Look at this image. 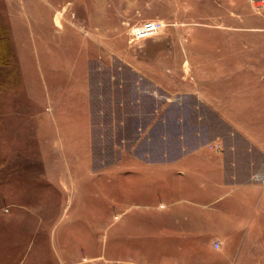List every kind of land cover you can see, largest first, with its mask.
<instances>
[{
  "label": "rangeland",
  "instance_id": "1",
  "mask_svg": "<svg viewBox=\"0 0 264 264\" xmlns=\"http://www.w3.org/2000/svg\"><path fill=\"white\" fill-rule=\"evenodd\" d=\"M147 20L163 26L136 38L134 28ZM55 104H83L91 124L96 159L87 170L74 167L77 195L52 187L36 142ZM244 141L264 145V0H0V209L16 204L37 214L32 220L18 209V222L0 223V258L2 236L16 227V264H109L110 254L116 264H236L249 228L234 237L212 211L209 244L189 230L169 237L173 228L158 225L154 211L169 207L172 184L157 193L155 176H173L181 187L186 178L214 189L227 184L212 204L229 210L243 197L238 174L253 170L250 182L264 184V147L254 148L247 169ZM203 149L209 153L192 157ZM116 166L134 178L132 192L127 184L112 196L127 208L122 214H110L107 199ZM88 171L100 175L99 185L87 184ZM189 205L178 202L185 212L176 218L187 219ZM124 218L132 219L125 251L109 239ZM220 236L227 256L217 249Z\"/></svg>",
  "mask_w": 264,
  "mask_h": 264
},
{
  "label": "crops",
  "instance_id": "2",
  "mask_svg": "<svg viewBox=\"0 0 264 264\" xmlns=\"http://www.w3.org/2000/svg\"><path fill=\"white\" fill-rule=\"evenodd\" d=\"M109 27V25H108ZM83 29V26H82ZM110 29V27H109ZM85 30V29H84ZM84 49V46H83ZM82 64V63H81ZM80 82H85L86 79L83 78H76ZM84 79V80H83ZM50 103H55L57 100L53 97H49L48 100ZM51 110V116L45 118V121H47L46 124H43V126L40 128L39 132H44V134H39L38 137L39 139L36 140V142H40V145L45 148L43 155L41 156L42 162L45 163L46 168L48 167L46 177L50 181V184L52 187H55L59 189V192L61 191V194L63 195H77V185L76 179L74 176V170L75 166L77 168L86 169L89 168L90 164H92L96 157L92 154V148H93V140H92V135H91V124L89 122L84 121V106L82 104V107L80 108H67V107H62L59 105L55 106H50ZM76 112H82L78 113L76 115V119L73 118V113ZM80 116V117H79ZM81 120V121H80ZM35 127V126H34ZM34 130V129H33ZM52 132L54 131L57 135L55 139H49L51 134L49 131ZM44 139V140H43ZM237 145L230 144L226 145L228 147H235L238 146V142H236ZM248 143H253V144H248ZM257 142L253 141H244V144L241 145L240 147H243V159L244 161L248 164L247 169L250 167L253 161V152L256 151L258 152L259 149L254 150V148H260L264 145L260 144H254ZM30 144V143H29ZM31 145V144H30ZM215 145H220L216 142V144H211V147L214 148ZM234 145V146H233ZM180 148V145H179ZM203 148V147H202ZM51 151L47 152V150ZM203 150L205 152H203ZM202 152H196L193 154L192 157L198 158L199 156H202L204 153L208 154L205 149H203ZM179 155L181 156V152H178ZM239 153V152H237ZM234 155V154H233ZM191 154L189 153V158H192ZM40 159V160H41ZM38 160V161H40ZM55 162V163H54ZM56 164L57 169L59 171L51 170V164ZM264 163V162H263ZM113 169V168H111ZM110 174L108 176L107 180V186H109V194H108V204H109V212L111 214V210L113 209H121L123 204H119L112 196L117 192L122 190L123 188L126 189V186L128 184V188L126 189L127 193L132 192V184H133V175L132 172L129 170H122L118 169L117 166L114 167V170H110ZM249 172H243L242 174H238L239 177L236 176V178H240L241 180L243 179L241 183H236L235 187H238L243 190L242 194L243 197L240 196L238 198V204L236 203L235 205L231 206L234 208H231L229 210H225V204L222 206H214L212 204L213 202L217 201L219 196L227 194L226 190L230 187L227 184H221L220 186L216 187L215 189L213 187H203L199 186L195 181H192V179L186 178L184 179V186L181 187V184L176 181V178L171 176V177H165L161 176V174H156L155 177L158 179L156 180L155 186L157 188V193L160 192V185H164L165 181H171L170 188H172L170 191H168L167 194H165V197L167 199V203H169V207H165L164 205L162 206L163 208L159 207L156 208L157 212L154 211V213L157 216L158 220V225H164L166 223V226H170L173 229L171 230L172 232L168 235L171 237L177 232L180 233H186L188 230L189 234L194 235L197 238H206L209 236L211 233H213V226H216L213 222V216H212V211L216 212L217 217L220 216L221 221L223 222V226H228L231 228H234V237L241 236V232L244 231L245 228H249L248 231V237L245 239L244 244L242 246V249L240 248L239 250V258L237 259L236 264H264V222L262 223V215L264 208L260 209L259 204L261 203V200L263 198V203H264V184H259L256 182H250L251 179H253L254 172L253 170H248ZM94 172V171H93ZM90 173L89 171L86 174H89L92 181L89 184V186H97L99 183H101V177L100 175L97 176V180L93 174ZM119 172V174H118ZM50 173V176H49ZM261 172L258 171V174ZM150 178H155L154 176H149ZM146 177V178H149ZM164 178H169L168 180H165ZM52 179H54L52 181ZM164 179V180H163ZM114 180H116V190L114 189ZM98 182V183H97ZM97 184V185H96ZM105 186V181L103 182ZM158 185V186H157ZM152 187L154 186L151 185ZM151 186H149L147 189H149ZM132 187V188H131ZM232 186L233 189L235 188ZM183 188V189H181ZM186 189V191L184 190ZM229 189V190H230ZM148 192V190H147ZM239 193V192H238ZM160 194V193H159ZM175 194H184L185 196L181 197H176ZM204 194L207 195H212L213 197H207ZM205 197H204V196ZM172 196H175L172 198ZM193 196L195 198H193ZM217 196L216 198H214ZM182 200L183 203L188 202L189 204H192L193 206H190L189 209V215H188V222L187 219L185 218H176L180 216V213L185 212L183 211V208L185 206H181L182 210L175 205ZM126 202L125 204H127ZM129 204V203H128ZM230 205V204H229ZM248 207H245L247 206ZM264 205V204H263ZM17 207L16 209V204L11 207V209H8L7 212L4 210L2 211V216L0 217V223L3 222L6 225L16 223V210L21 209L23 215H27L29 213L30 217L32 220L36 219V213L31 215L32 209L29 207ZM147 206V205H146ZM150 210V209H149ZM199 210V211H197ZM206 210V211H205ZM19 211V210H18ZM127 208L125 207L123 210L121 209V214L126 212ZM228 211L232 212L234 211L235 213H232L233 216L229 217L228 216ZM262 211V213L260 212ZM198 213L200 214L201 218H199ZM36 214V215H35ZM111 216V215H110ZM166 217V218H163ZM170 216H175L174 218L170 219ZM24 219L28 218H20V221H23ZM29 219V220H31ZM167 221L170 222H166ZM131 222L132 219H121L120 223L118 226L115 228L114 232H111L110 229V236L109 239L115 240L118 242L122 247H124V251L127 249H130L128 247L129 244L132 243V239L130 237V232H131ZM20 223V222H19ZM27 223V222H25ZM22 224V223H21ZM21 224L19 227H21ZM62 225V224H61ZM113 225V223H110V228ZM230 225V226H229ZM59 226V225H57ZM218 226V225H217ZM124 228V229H122ZM25 230V229H24ZM36 230V229H35ZM33 231L32 235L30 236V241L31 243L29 246H32L33 240L35 236L37 235V231ZM8 234H5V237L2 236V239L5 240L6 246L2 247L3 251L1 252V259L0 258V264H16V227L13 228H8L7 229ZM119 234V239H117V235ZM210 238V236H209ZM211 239V238H210ZM208 240V244L211 242V240ZM220 245L217 249L221 251V253L225 256H227L226 247L229 243L228 240H225L224 236H220L218 238ZM61 241V240H60ZM28 243V244H29ZM263 244V245H262ZM239 245V244H238ZM259 245L262 247V251L259 252ZM1 248V246H0ZM7 249V251H5ZM131 250V249H130ZM5 251V252H4ZM115 256V254H114ZM117 259V257L115 256ZM115 258L112 257L110 254V262L109 264H116L118 259L116 260ZM116 262V263H115Z\"/></svg>",
  "mask_w": 264,
  "mask_h": 264
},
{
  "label": "built area",
  "instance_id": "3",
  "mask_svg": "<svg viewBox=\"0 0 264 264\" xmlns=\"http://www.w3.org/2000/svg\"><path fill=\"white\" fill-rule=\"evenodd\" d=\"M163 26L161 20H147L138 24L134 30V36L136 38H145L157 33ZM216 149H219V145L214 146Z\"/></svg>",
  "mask_w": 264,
  "mask_h": 264
}]
</instances>
